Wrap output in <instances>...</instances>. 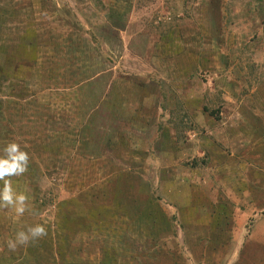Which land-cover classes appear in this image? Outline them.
I'll return each instance as SVG.
<instances>
[{
  "label": "rangeland",
  "instance_id": "374dc122",
  "mask_svg": "<svg viewBox=\"0 0 264 264\" xmlns=\"http://www.w3.org/2000/svg\"><path fill=\"white\" fill-rule=\"evenodd\" d=\"M11 143L0 264H264V0H0Z\"/></svg>",
  "mask_w": 264,
  "mask_h": 264
},
{
  "label": "clouds",
  "instance_id": "9594fccd",
  "mask_svg": "<svg viewBox=\"0 0 264 264\" xmlns=\"http://www.w3.org/2000/svg\"><path fill=\"white\" fill-rule=\"evenodd\" d=\"M5 155L0 157V181L3 186L0 187V207H12L18 215H22L29 207L28 196L23 193L17 194L9 180L5 177L20 176L27 170L28 155L20 150V146L11 143L4 149ZM46 228L41 224L28 227L26 231H19L14 239L7 241L9 250L15 251L18 245H27L30 241H35L46 236Z\"/></svg>",
  "mask_w": 264,
  "mask_h": 264
}]
</instances>
